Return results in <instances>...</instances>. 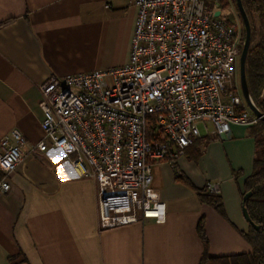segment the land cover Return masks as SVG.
Masks as SVG:
<instances>
[{"label": "crops", "instance_id": "obj_1", "mask_svg": "<svg viewBox=\"0 0 264 264\" xmlns=\"http://www.w3.org/2000/svg\"><path fill=\"white\" fill-rule=\"evenodd\" d=\"M135 19L132 0H0V141L18 130L28 146L39 143L40 86L126 64ZM250 128L233 125L224 138L203 133L172 164L153 165L165 222L110 230L99 229L92 179L78 177L58 150L27 149L14 171L0 173L9 185L0 190V264H199L201 218L209 256L251 254L242 214L256 159ZM209 185L222 213L199 201Z\"/></svg>", "mask_w": 264, "mask_h": 264}, {"label": "built area", "instance_id": "obj_2", "mask_svg": "<svg viewBox=\"0 0 264 264\" xmlns=\"http://www.w3.org/2000/svg\"><path fill=\"white\" fill-rule=\"evenodd\" d=\"M221 1L132 0L127 63L48 78L40 86L43 139L28 146L12 131L0 141V173L14 171L27 149L51 147L70 158L78 177L95 182L100 230L164 223L152 166L182 157L202 137L199 126L224 138L233 125L260 121L235 84L244 39L230 10L217 14ZM253 104L264 116V97ZM0 190H9L4 180Z\"/></svg>", "mask_w": 264, "mask_h": 264}, {"label": "trees", "instance_id": "obj_3", "mask_svg": "<svg viewBox=\"0 0 264 264\" xmlns=\"http://www.w3.org/2000/svg\"><path fill=\"white\" fill-rule=\"evenodd\" d=\"M233 2L235 3L234 0ZM242 3L251 26L250 47L246 57V79L249 95L256 103L259 101L264 87V0H242ZM254 13L260 19V26L263 32L260 40L253 45L256 38L252 22V14ZM250 135L255 140L256 159L253 173L244 183L243 196L246 193H251V196L242 202V205L247 210L254 225L260 228L259 230H254L250 227L248 234L245 235L247 242L252 247V253L222 258L209 256V242L205 234L204 219L201 218L196 227L197 235L203 247V254L199 264H264V123L259 121L252 126ZM197 196L201 203L209 205L217 212L222 213L220 197L216 194H211L208 188L198 191Z\"/></svg>", "mask_w": 264, "mask_h": 264}, {"label": "water", "instance_id": "obj_4", "mask_svg": "<svg viewBox=\"0 0 264 264\" xmlns=\"http://www.w3.org/2000/svg\"><path fill=\"white\" fill-rule=\"evenodd\" d=\"M234 1H235L237 12L242 22L243 30H244V41H243V45L241 48V53H240L239 63H238L240 91L249 109L252 111V113L257 118H260V121L262 123H264V116L257 110L255 105L253 104V100L251 99L249 95L247 79H246V57H247L248 50L250 47L251 26H250V22L246 14V11L243 7L242 0H234ZM250 196H251V193H246L242 198V202L246 201ZM242 214H243L245 221L249 224L250 227H252L254 230L260 229L258 226L254 225V223L251 221L247 213V210L243 207V205H242ZM263 239H264V231H263ZM263 248H264V241H263Z\"/></svg>", "mask_w": 264, "mask_h": 264}, {"label": "rangeland", "instance_id": "obj_5", "mask_svg": "<svg viewBox=\"0 0 264 264\" xmlns=\"http://www.w3.org/2000/svg\"><path fill=\"white\" fill-rule=\"evenodd\" d=\"M222 7H226L228 10H230L232 19L234 20V22H236L238 24L239 27H241V31L243 34L244 30H243L242 22H241L240 16L237 12V9H236V6H235V3L233 2V0H223L221 8L218 9V12H217L218 15L222 13V9H223ZM252 22H253L254 32H255V36H256L255 42L253 43V45H254L258 40H260L263 30L260 26V19L256 13L252 14ZM243 39H244V36H243ZM235 84H237L239 89H240L238 67H237V71H236ZM199 129H200L201 134L205 133V131L202 129L201 126H199Z\"/></svg>", "mask_w": 264, "mask_h": 264}]
</instances>
